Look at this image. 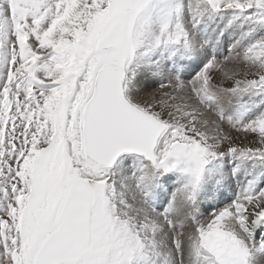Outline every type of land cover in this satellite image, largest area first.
<instances>
[{
  "label": "snow or ice",
  "instance_id": "6c2138e0",
  "mask_svg": "<svg viewBox=\"0 0 264 264\" xmlns=\"http://www.w3.org/2000/svg\"><path fill=\"white\" fill-rule=\"evenodd\" d=\"M0 264H264V0H0Z\"/></svg>",
  "mask_w": 264,
  "mask_h": 264
}]
</instances>
